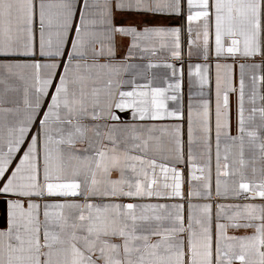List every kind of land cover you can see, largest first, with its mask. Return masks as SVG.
<instances>
[{
    "label": "snow or ice",
    "instance_id": "snow-or-ice-1",
    "mask_svg": "<svg viewBox=\"0 0 264 264\" xmlns=\"http://www.w3.org/2000/svg\"><path fill=\"white\" fill-rule=\"evenodd\" d=\"M0 221V264H264V0H0Z\"/></svg>",
    "mask_w": 264,
    "mask_h": 264
},
{
    "label": "crops",
    "instance_id": "crops-1",
    "mask_svg": "<svg viewBox=\"0 0 264 264\" xmlns=\"http://www.w3.org/2000/svg\"><path fill=\"white\" fill-rule=\"evenodd\" d=\"M134 23H139L142 25H150V26H165V27H176L180 26L184 23V21L180 17L170 16V15H145L141 17H135L133 19ZM187 97V86L185 84V98ZM186 102V99H185ZM127 119L128 117H123ZM0 227H3V222L0 221Z\"/></svg>",
    "mask_w": 264,
    "mask_h": 264
}]
</instances>
